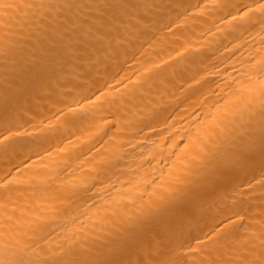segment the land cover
I'll use <instances>...</instances> for the list:
<instances>
[{"label": "bare ground", "instance_id": "6f19581e", "mask_svg": "<svg viewBox=\"0 0 264 264\" xmlns=\"http://www.w3.org/2000/svg\"><path fill=\"white\" fill-rule=\"evenodd\" d=\"M135 3L0 0V264H135L125 246L259 121L264 0ZM163 243L175 264H264V168L237 170Z\"/></svg>", "mask_w": 264, "mask_h": 264}, {"label": "snow or ice", "instance_id": "6c2138e0", "mask_svg": "<svg viewBox=\"0 0 264 264\" xmlns=\"http://www.w3.org/2000/svg\"><path fill=\"white\" fill-rule=\"evenodd\" d=\"M113 7H140L135 0H105ZM105 35H111L105 33ZM259 165L264 168V111L260 113L259 121L245 129L232 143L227 152L215 157L202 173L193 174L182 182V187L174 191L157 210V215L163 217L160 225L145 234L146 239L134 245H126L128 249H142L135 264H175L171 259L172 249L163 241L167 238L176 220H184L194 215L198 201L206 198L212 190L228 182L232 175L240 169ZM119 243V242H114ZM146 244V247L144 245ZM164 248V251H160ZM154 251L158 254H153ZM91 253H77L74 258L62 259L56 264H133L124 259L120 251L114 252L110 258L98 260Z\"/></svg>", "mask_w": 264, "mask_h": 264}]
</instances>
